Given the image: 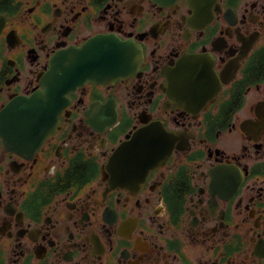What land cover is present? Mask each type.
I'll list each match as a JSON object with an SVG mask.
<instances>
[{
	"label": "flooded vegetation",
	"instance_id": "1",
	"mask_svg": "<svg viewBox=\"0 0 264 264\" xmlns=\"http://www.w3.org/2000/svg\"><path fill=\"white\" fill-rule=\"evenodd\" d=\"M0 264H264V0H0Z\"/></svg>",
	"mask_w": 264,
	"mask_h": 264
},
{
	"label": "water",
	"instance_id": "2",
	"mask_svg": "<svg viewBox=\"0 0 264 264\" xmlns=\"http://www.w3.org/2000/svg\"><path fill=\"white\" fill-rule=\"evenodd\" d=\"M12 110H16V103H12L6 109H4L3 112L0 113V121H9L13 125V127H16V130L18 132H21L23 127L25 126L24 122L29 120V118H23L18 116L7 117V114Z\"/></svg>",
	"mask_w": 264,
	"mask_h": 264
}]
</instances>
